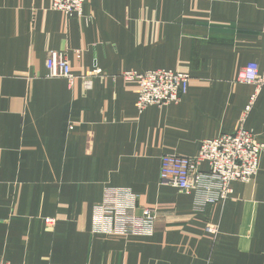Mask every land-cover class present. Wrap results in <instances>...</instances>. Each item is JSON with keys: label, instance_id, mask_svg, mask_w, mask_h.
I'll return each instance as SVG.
<instances>
[{"label": "crops", "instance_id": "1", "mask_svg": "<svg viewBox=\"0 0 264 264\" xmlns=\"http://www.w3.org/2000/svg\"><path fill=\"white\" fill-rule=\"evenodd\" d=\"M52 2L0 0V263L264 264V152L251 182L203 210L160 182L163 156L195 157L238 129L256 94L239 73L264 70V0H86L82 18ZM51 51L73 85L47 77ZM156 70L188 74L187 94L140 113L122 75ZM245 128L264 145V87ZM114 188L155 210L152 237L92 233Z\"/></svg>", "mask_w": 264, "mask_h": 264}, {"label": "built area", "instance_id": "2", "mask_svg": "<svg viewBox=\"0 0 264 264\" xmlns=\"http://www.w3.org/2000/svg\"><path fill=\"white\" fill-rule=\"evenodd\" d=\"M85 3L86 0H53L52 9L70 17L82 18ZM45 66L48 78H62L70 85L74 84L76 77L65 53L49 52ZM99 76H102V72L95 69L83 76L81 81L86 89H91L94 80ZM122 77L139 85L136 107L140 113L150 107L179 103L187 94L191 81L188 74L167 70L146 73L129 71L123 73ZM238 83L254 86L256 94L233 134H222L216 139L202 142L195 157L165 155L161 158L160 182L180 193L192 195L196 210L227 202L234 193L233 183L247 184L259 172L264 145L259 142L254 131L245 128V123L257 94L264 87V70L262 71L258 64L250 63L239 73ZM203 164L208 165L207 170L202 169ZM138 202V196L129 189L108 190L104 201L94 207L92 233L152 237L156 230L157 214L153 209L140 210ZM45 223L49 227H55L57 220L46 219ZM207 231L217 234L218 226L208 225Z\"/></svg>", "mask_w": 264, "mask_h": 264}, {"label": "rangeland", "instance_id": "3", "mask_svg": "<svg viewBox=\"0 0 264 264\" xmlns=\"http://www.w3.org/2000/svg\"><path fill=\"white\" fill-rule=\"evenodd\" d=\"M44 223H45V221H44ZM46 224V223H45ZM57 224V223H56Z\"/></svg>", "mask_w": 264, "mask_h": 264}]
</instances>
